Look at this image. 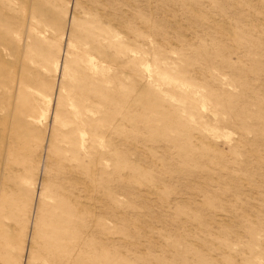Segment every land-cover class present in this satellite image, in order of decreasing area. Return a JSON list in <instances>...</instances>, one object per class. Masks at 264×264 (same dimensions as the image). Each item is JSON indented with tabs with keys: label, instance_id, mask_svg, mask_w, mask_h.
I'll return each instance as SVG.
<instances>
[{
	"label": "rangeland",
	"instance_id": "374dc122",
	"mask_svg": "<svg viewBox=\"0 0 264 264\" xmlns=\"http://www.w3.org/2000/svg\"><path fill=\"white\" fill-rule=\"evenodd\" d=\"M0 264H264V0H0Z\"/></svg>",
	"mask_w": 264,
	"mask_h": 264
},
{
	"label": "bare ground",
	"instance_id": "6f19581e",
	"mask_svg": "<svg viewBox=\"0 0 264 264\" xmlns=\"http://www.w3.org/2000/svg\"><path fill=\"white\" fill-rule=\"evenodd\" d=\"M91 113V112H90ZM8 116V115H7ZM10 120V119H9ZM81 139H83V137L81 138Z\"/></svg>",
	"mask_w": 264,
	"mask_h": 264
}]
</instances>
